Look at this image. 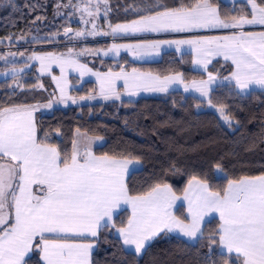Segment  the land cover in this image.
I'll use <instances>...</instances> for the list:
<instances>
[{
  "label": "snow or ice",
  "instance_id": "1",
  "mask_svg": "<svg viewBox=\"0 0 264 264\" xmlns=\"http://www.w3.org/2000/svg\"><path fill=\"white\" fill-rule=\"evenodd\" d=\"M101 2L107 4V0H96L93 10L88 0L83 11L98 18ZM248 4L251 5L250 19L245 13L238 18L232 16L231 22H226L220 18L212 0H191L190 3L181 0L176 7L161 9L157 4L154 10L130 23L109 24V27L114 36L118 33L192 32L217 27L240 29L223 37L196 36L152 41L135 47L159 52L162 45L175 44L179 51L180 45L187 44L196 53L194 64L203 65L207 70L210 61L206 57L222 56L235 66L230 80L237 89L251 91L255 86L264 90V32L242 30L244 25H264V0L259 4L248 0ZM67 6L81 10L78 5H72L71 0ZM107 11L106 7L105 15ZM83 22L92 23L93 31L89 35L98 34L94 20ZM71 31L66 28L65 34ZM84 34L78 31L69 39ZM120 47L130 51L133 48L132 45H113L109 51L118 52ZM72 51L69 49L68 57L49 54L47 63L43 56L29 59L40 61L41 72L47 71L53 62L60 64L61 78L65 64L83 70V75L88 69L71 59ZM15 71L13 68L12 72ZM93 75L101 84L100 94L105 100L120 99L115 85L118 79L124 81L129 95H136L140 90L167 91V84L178 79L165 77L161 81L150 74L142 78L135 69L132 74L123 70L109 72L104 79L100 73ZM56 79L53 76V80ZM215 79L216 76L209 73L206 81L193 85L208 100L209 106H212L209 86ZM60 90L63 98L64 88ZM46 106L51 107V103ZM226 107L222 104L217 110L231 125ZM34 110L35 107L25 105L0 107V264H93V249L105 229H115L118 234L124 246L119 249L121 257H131L133 250L136 258L141 257L148 243L160 233L178 232L191 242L189 246H195L205 239L202 222L211 214L218 215L219 225L207 236L208 253L202 264H264V174L229 179L227 186L218 190H213L207 180L193 177L183 196L187 216L177 217L172 207L179 197L166 183H157L139 195L130 194L126 178L132 174L129 166L133 162L139 164V158L131 154L96 155L91 150V138L83 150L74 138L71 153L62 155L56 145L38 140ZM217 169L220 170L219 165ZM122 205L131 210V215L126 223L121 221L117 225L115 217ZM89 237L92 239L88 240ZM119 264H129V261L122 260ZM131 264H135L134 258Z\"/></svg>",
  "mask_w": 264,
  "mask_h": 264
},
{
  "label": "trees",
  "instance_id": "2",
  "mask_svg": "<svg viewBox=\"0 0 264 264\" xmlns=\"http://www.w3.org/2000/svg\"><path fill=\"white\" fill-rule=\"evenodd\" d=\"M135 1H138L140 11L123 15L122 10L114 15L112 25L130 22L139 15L148 14L157 4L162 9L165 6L176 7L181 3V0H140V4L139 0H117L119 4L126 2L129 5ZM184 2L190 3L191 0ZM256 2L259 4L261 0ZM212 3L218 7L224 20H230L232 16L238 18L245 13L248 18L251 17L245 2L227 4L212 0ZM0 4L3 9L0 13V41L32 33L37 36L31 29L40 27V36L47 37L27 41L25 47H32L31 50L38 52H59L64 48L60 45L45 46L54 40L49 37L56 32L55 27L50 28L53 22L51 0H0ZM37 21L46 23L37 24ZM64 39L60 37L55 41L61 43ZM3 46L8 45L3 43ZM101 64L96 65L97 70L134 68L159 76L180 74L185 81L206 77V73L193 70L190 54H177L173 51L165 52L156 62L138 63L122 56L118 60H102ZM208 72L225 76L232 72V67L227 62L216 60ZM22 77V91L12 89L13 79L0 81V107L30 106L32 103L48 101L45 91L34 88L39 81L35 66ZM44 82L51 88L49 79H44ZM71 82L74 84L77 79L72 77ZM95 89V83L85 82L78 90L72 89L71 94L84 95ZM210 96L212 105L227 106L225 112L236 125L225 126L215 112L203 110L208 100L172 91L165 95L134 100L55 108L48 114H38L37 138L56 145L62 155L65 152L70 154L72 141L79 130L90 138L103 139L104 143L93 150L96 155L131 154L139 158L140 169L133 171L126 181L132 195L147 192L157 183H166L176 195H181L193 177L207 180L213 190H218L226 187L229 179L264 174V91L241 95L233 84L228 83L216 86ZM200 107L201 111H198ZM230 127L233 131H230ZM176 215L186 216L184 208H178ZM128 216V210L119 212L115 217L117 225L121 221L126 223ZM218 225L217 218L206 222L203 227L205 239L202 244L195 246H189V242L176 236H159L139 258L133 252L131 257H121V241L113 234L114 229H105L92 255L93 264H119L122 260L131 264L133 258L135 264H202L208 253L207 236Z\"/></svg>",
  "mask_w": 264,
  "mask_h": 264
},
{
  "label": "rangeland",
  "instance_id": "3",
  "mask_svg": "<svg viewBox=\"0 0 264 264\" xmlns=\"http://www.w3.org/2000/svg\"><path fill=\"white\" fill-rule=\"evenodd\" d=\"M222 1V0H220ZM237 2H245L248 6V0L243 1L239 0ZM51 3L53 5V16H52V24L51 27H55V34L54 36L49 37V39L53 40L50 41V43L46 44L45 46H57L60 45L61 47L64 46V48L59 51H48L44 50L41 52L31 50L32 47H25L27 41H32L33 39H36L37 37H47V36H40L39 32L42 30L40 27H35L32 28L31 30H34V32L37 33V36L35 33L26 35L23 37H15V38H9V39H4L0 41V81L8 80V79H13L14 83L12 85L13 90H18L22 91L23 89V79L26 72H29L32 70L33 66L36 67V73L37 76L39 77V81L37 82V85L34 86L35 89H39L42 91H45L46 94L48 95V101L47 102H37V103H32L29 107H35L39 111V114H48L50 113L53 109L58 108V107H64V106H80L84 104H93V103H98V102H111V101H119L123 99H137L139 98L140 91L137 92L136 95H129L125 92L124 88L117 89L116 91L120 94V99H115L114 97L109 98L105 100L101 94V84L98 81V78L96 75H93V73H100L101 72H118V71H124L126 73L128 72H133V69H126V68H120L119 70H97L96 65L100 64L102 65V57L110 55L109 49H112L113 45H140V38L134 41H120L118 44H114L115 42L110 41V37L113 36L111 33V28L109 27V24L112 25L113 17H115L120 11H122L123 15H129L130 13L133 12H138L140 5H138V1H135L131 3L130 5L127 4L126 2L118 3L117 0H107V4L101 2L99 4V14L98 18L95 16H88L86 12L83 11L85 4L88 3V0H71L72 5H78L79 8L81 9L80 11H77L71 6H67L70 3V0H51ZM236 3V2H234ZM140 4V0H139ZM228 4V3H227ZM230 4V3H229ZM233 4V3H231ZM1 6V4H0ZM91 8L93 10L96 9V0H91ZM107 7L108 11L107 14L105 15V8ZM249 8V6H248ZM131 10V11H130ZM250 10V8H249ZM3 12L2 7H0V13ZM127 13V14H126ZM115 15V16H114ZM83 18V19H82ZM251 18V17H249ZM83 20H94L95 25H96V32L98 34L95 35H89V32L93 31V26L92 23L85 24ZM36 23V21H35ZM45 24V21H37V24ZM115 26V25H112ZM66 28H71L72 32L67 36L65 34V29ZM78 31H83L85 34L81 37H76L75 39H69L70 36H72L75 32ZM107 32L109 33L108 35H103L102 33ZM57 34V35H56ZM60 37H64L65 39L63 42H56V39H59ZM38 39V38H37ZM139 41V42H138ZM99 42H102L103 44H99ZM3 43L8 45L7 47L3 46ZM110 45V46H109ZM44 46V45H43ZM42 46V47H43ZM37 47V46H34ZM30 48V49H29ZM125 48V47H120ZM34 49V48H33ZM69 49H72L71 59H74L80 64L92 68L91 74L89 72H84L85 76H90L92 78L91 80H94L93 77H96V81L98 82V85L96 86V89L88 94L84 95H72L71 90L76 89L78 90L81 88L80 84H83V82H80L77 80V82L72 85V89L70 90V97L67 96V89L68 85L73 84L71 82V78L69 77L68 74L73 73H81L80 70H77L76 68H73L72 65L70 64H65L64 65V74L63 78L61 74V66L58 63H51L50 67L48 68L47 71L41 72L40 71V61L36 59H29V57L33 56H43L45 57V62H48L49 59V54H51L53 57H68L69 56ZM12 53H15L16 55H12ZM21 53L23 55H21ZM107 53V54H105ZM120 58V57H119ZM101 59V60H100ZM118 60V58H115ZM78 64V65H80ZM27 65V66H26ZM15 68V73L12 72V69ZM137 74L147 75L151 74L148 72H143L141 70L135 69ZM96 71V72H95ZM146 73V74H144ZM129 74V73H128ZM180 75V74H179ZM53 76H55L57 79L53 80ZM147 77V76H145ZM21 78V79H20ZM75 78V76L73 77ZM105 78V76H104ZM103 78V79H104ZM44 79H49L50 87H47L49 84H45ZM87 82V81H86ZM47 83V82H46ZM85 83V82H84ZM58 84L60 85L58 87ZM115 85H122L124 87V81L122 79L115 80ZM61 88H64V96L63 98L61 97ZM25 89V86H24ZM183 93V92H182ZM167 94V93H166ZM185 94V93H183ZM165 95V94H162ZM186 95V94H185ZM155 96V95H154ZM159 96V95H156ZM194 97V96H193ZM199 99V98H197ZM201 100V99H200ZM204 100V99H203ZM51 103V107H47ZM219 107H216L214 105L209 106V103L207 104L206 108H202L203 110H209L215 112L219 118L220 121L223 125L227 126L229 125L228 123L225 122L224 119L221 118L220 112L217 110ZM200 108H198V111H201ZM231 120V119H230ZM231 124H235L234 121L231 120ZM230 131H233V128H229ZM81 133V132H80ZM85 134V133H84ZM86 135V134H85ZM88 137V136H87ZM90 138V137H89ZM91 146H97L98 142L94 138L92 140L91 138ZM103 141V139H101ZM97 142V143H96ZM97 145H96V144ZM79 145L81 148L85 147L86 143H82L79 141ZM182 207V206H180ZM178 207V208H180ZM178 210V209H177ZM176 210V211H177ZM185 213V211H184ZM177 216V215H176ZM213 219V218H211ZM210 219V220H211ZM208 220V221H210ZM207 221V222H208ZM205 225V224H204ZM204 227V226H203ZM162 236V235H161Z\"/></svg>",
  "mask_w": 264,
  "mask_h": 264
},
{
  "label": "crops",
  "instance_id": "4",
  "mask_svg": "<svg viewBox=\"0 0 264 264\" xmlns=\"http://www.w3.org/2000/svg\"><path fill=\"white\" fill-rule=\"evenodd\" d=\"M237 1H239V0H222V2L228 3V4L229 3L231 4V3H234V2H237ZM243 1H247V0H243ZM248 6H249L250 11H251V5L248 4ZM218 12H219V10H218ZM219 15H220V13H219ZM220 18L222 19L221 16H220ZM222 20H224V19H222ZM130 22L119 23V24H127V23H130ZM226 22H231V20H226ZM242 30L245 31V32H254V33L264 32V25H259V24H256V25H244ZM239 31H240V29H232V28H227L226 29V28H222V27H217V28H209V29H196V30H193L192 32H161V33H135V34H133V33H118L115 36L114 35L111 36L109 40L112 41V42H115L114 44H118V42H120V41H123V42L124 41H130V42L134 41L135 42V40L140 38V45H142V44H145V43H150L152 41L185 40V39H192V38H194L196 36L210 37V38L211 37H223V36L232 35V34L237 33ZM169 51H173V52H175L177 54H190L192 56V68H193V70L197 71V72L206 73V77L204 79L185 81L183 79L182 75H179V74H171V75H166V76H159V75L151 73L150 74L151 77H159V79L161 81H163L165 79V77H178V79L173 80L172 82L167 84V91L161 92V91H144V90H140V95H141L140 97H147V96H154V95L156 96V95L166 94V93H169V92H172V91H181V92L185 93L186 95L194 96V97L199 98L201 100H203V99L207 100L206 98H204V97H202L200 95V93L195 89V87L193 85H194V83L195 84H199L201 81H206L208 79V75H209L208 69L211 66V64L214 61H216V60H222V61L227 62V63H229L231 65L232 72L235 70V66L232 64L231 60L225 61L222 56H209V57H206L210 62L206 66L207 70H205V67L203 65L194 64L193 63V59H194V56H196V53H194L192 51L191 47L189 45H187V44L180 45L179 46V51L177 50V45H175V44H172L170 46L167 45V44L162 45L160 50H159V52H156V51H145L143 49H138L135 46H133L131 51L128 48H122V49L119 48L118 52L115 51V50H112L110 52V55L103 56L101 59L102 60H117L115 58L119 59V57L127 56L128 59L130 61H133V62H138V63L156 62V61L161 59L162 55L165 52H169ZM74 61L76 62V64H80V62H78L76 60H74ZM80 65H82V64H80ZM84 67L86 69H88V71H84V72H89V73L91 72L92 68L86 67V66H84ZM73 68H75V67L73 66ZM82 71L83 70H80V72H82ZM120 72L121 71L113 72V73H120ZM143 72H145V71H143ZM128 73L132 74L133 72H128ZM148 73H150V72H148ZM231 73L229 75H225V76L224 75L220 76L219 74H212L211 73L212 75L216 76V79L209 86V94L218 85L228 84L229 83V84H233L235 86V82L230 80ZM105 74H107V73L106 72H101V79L104 78ZM144 74H146V73H144ZM68 76L69 77H74L75 76V78L78 81L83 82V83L87 81V82H93V83L98 85V82L96 81V77L95 78L93 77L94 80H91L92 78H90V76H85L84 73H83V75L81 73H76V74L70 73V74H68ZM145 76H147V75H143L142 78H147ZM72 85H74V84H70L69 83V85L67 86L68 89H67V93L66 94L69 97H70V90L72 89ZM81 85L82 84H80V86ZM186 86H187V89H188L187 91H185V87ZM116 87H117V89L124 88L122 85H117ZM235 88H236V86H235ZM236 90L241 95H247V94H249L252 91H264V90H261L259 88H256L255 86H253L251 91H247L246 90L244 92H241L237 88H236ZM66 107H69V106H64V107H60V108H66ZM38 114H39V111L37 109H35L33 111V119H34V123L36 125V130H37ZM75 138L78 141H80L82 143H86V144H87L88 139H89V137H87V135H85L82 132L81 133L80 132L79 133L76 132L75 133ZM93 139L94 138H92V140ZM96 140L98 142V145L96 144L97 143L96 142L95 144L97 146H91V150L92 151L96 147H99V146H101L104 143V141H101V139H96ZM83 149H84V147L81 148V150H83ZM140 167H141V164L140 163L136 164L135 162H133V164H131L129 166V168L132 170V172L135 171V170L140 169ZM126 181H127V178H126ZM187 187H188V184H187L186 188ZM176 196L179 197V199L176 200L175 204L172 207L173 214L176 215V210L178 209V207L182 206L184 208L185 215L187 216V202L183 199L184 192L181 195H176ZM123 210H128L129 211V216L131 215V210L126 205H122L119 212H121ZM211 218L219 219L218 215H216V214H211V215L206 216L204 218V221L202 222V228H203L204 224L208 220H210ZM113 234L117 238H119L118 234L115 233V229L113 230ZM161 235L176 236V237H179V238L187 241L186 238L180 236L178 232L167 233V234L166 233H160L156 238H158ZM156 238H154L151 242H149L148 245L151 244ZM87 239L91 240L92 238L89 237ZM189 243H191V242H189ZM122 246H123V244H122ZM96 247H97V245H96ZM96 247L93 249L92 255H93L94 251L96 250ZM132 252L134 253V250Z\"/></svg>",
  "mask_w": 264,
  "mask_h": 264
},
{
  "label": "water",
  "instance_id": "5",
  "mask_svg": "<svg viewBox=\"0 0 264 264\" xmlns=\"http://www.w3.org/2000/svg\"><path fill=\"white\" fill-rule=\"evenodd\" d=\"M71 32H72V31H71ZM71 32H70V33H71ZM70 33H68V34H66V35L68 36Z\"/></svg>",
  "mask_w": 264,
  "mask_h": 264
}]
</instances>
